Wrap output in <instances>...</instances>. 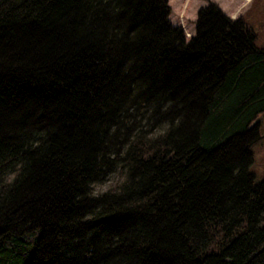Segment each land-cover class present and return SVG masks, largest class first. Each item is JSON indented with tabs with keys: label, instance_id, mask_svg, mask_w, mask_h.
Wrapping results in <instances>:
<instances>
[{
	"label": "trees",
	"instance_id": "trees-1",
	"mask_svg": "<svg viewBox=\"0 0 264 264\" xmlns=\"http://www.w3.org/2000/svg\"><path fill=\"white\" fill-rule=\"evenodd\" d=\"M169 12L0 0V264H264V44Z\"/></svg>",
	"mask_w": 264,
	"mask_h": 264
},
{
	"label": "rangeland",
	"instance_id": "rangeland-1",
	"mask_svg": "<svg viewBox=\"0 0 264 264\" xmlns=\"http://www.w3.org/2000/svg\"><path fill=\"white\" fill-rule=\"evenodd\" d=\"M215 2L230 17L243 18L253 27L258 44H264V0H169L170 12L168 18L172 24L182 26L185 36L189 37L194 32V20L200 6ZM262 127L259 139L251 146L253 160L250 170L258 180L264 168V114L260 117ZM118 172L112 171L102 182L96 185V189L105 188L117 177Z\"/></svg>",
	"mask_w": 264,
	"mask_h": 264
}]
</instances>
